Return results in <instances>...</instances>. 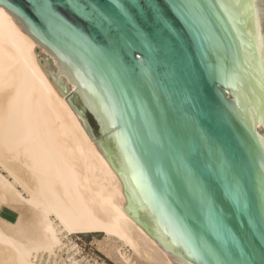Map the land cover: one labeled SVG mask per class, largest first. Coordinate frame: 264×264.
I'll return each mask as SVG.
<instances>
[{
    "label": "water",
    "instance_id": "water-1",
    "mask_svg": "<svg viewBox=\"0 0 264 264\" xmlns=\"http://www.w3.org/2000/svg\"><path fill=\"white\" fill-rule=\"evenodd\" d=\"M171 264H264V0H0Z\"/></svg>",
    "mask_w": 264,
    "mask_h": 264
},
{
    "label": "bare ground",
    "instance_id": "bare-ground-1",
    "mask_svg": "<svg viewBox=\"0 0 264 264\" xmlns=\"http://www.w3.org/2000/svg\"><path fill=\"white\" fill-rule=\"evenodd\" d=\"M34 42L0 7V167L13 179L0 182V264H48L64 239L90 233L129 249L127 264H171L120 209L115 170L38 63L58 59Z\"/></svg>",
    "mask_w": 264,
    "mask_h": 264
},
{
    "label": "rangeland",
    "instance_id": "rangeland-1",
    "mask_svg": "<svg viewBox=\"0 0 264 264\" xmlns=\"http://www.w3.org/2000/svg\"><path fill=\"white\" fill-rule=\"evenodd\" d=\"M4 179L13 183V179L7 171L0 167V182H3ZM21 190L19 188V191ZM1 215L9 221L16 220V216L7 209H3ZM62 243L66 246L57 252L59 256L57 258L52 256L48 260V255L45 254L44 262L49 261L48 264H127L122 258L120 250L129 258L132 256L129 249L122 248L113 237L107 238L100 233L69 237ZM131 264H135V262L132 261Z\"/></svg>",
    "mask_w": 264,
    "mask_h": 264
}]
</instances>
